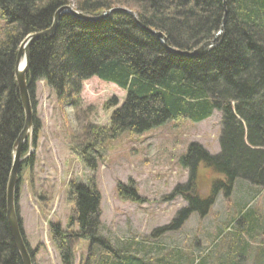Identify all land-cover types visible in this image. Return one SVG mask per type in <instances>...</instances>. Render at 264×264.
I'll list each match as a JSON object with an SVG mask.
<instances>
[{
	"label": "trees",
	"instance_id": "trees-1",
	"mask_svg": "<svg viewBox=\"0 0 264 264\" xmlns=\"http://www.w3.org/2000/svg\"><path fill=\"white\" fill-rule=\"evenodd\" d=\"M65 6L87 16L124 8L137 17L136 21L116 12L102 21L87 22L66 14L53 36L35 42L30 49L27 78L33 108L40 81L60 101L80 95L83 83L93 78L127 93L108 127L90 126L78 144L73 142L72 150L87 170H97L104 144L122 134L142 135L170 121L201 123L220 112L221 152L212 156L192 144L181 160L190 177L177 191L188 202L177 226L192 214L206 215L219 194H232L237 180L264 186V0H0L4 22L0 29V264H24L7 221L13 148L26 120L15 78L18 53L25 38L50 29L56 13ZM224 20L222 39L203 57L171 53L146 29L163 33L169 48L192 52L213 40ZM34 125L39 131L35 119ZM32 161L25 163L31 165ZM201 165L222 178L210 184L206 196L199 186V175L204 172ZM133 185V181L131 187L119 183V195L143 201ZM124 188L130 193H124ZM68 193L74 204L68 230L50 223L62 264H75L74 249L81 241L90 242V255L95 248L104 253L92 258V264H167L164 259L153 263L155 259L148 262V258L117 251L102 236V196L95 181L71 182ZM248 214L245 218L251 223L246 231L251 234L254 219L247 218ZM19 223L22 229L21 220ZM74 226L77 230L70 231ZM25 243L33 258L37 250ZM237 258L231 252L220 263L237 264ZM171 262L177 264L175 258ZM217 262L215 256L208 263ZM257 264H264V254Z\"/></svg>",
	"mask_w": 264,
	"mask_h": 264
},
{
	"label": "rangeland",
	"instance_id": "rangeland-1",
	"mask_svg": "<svg viewBox=\"0 0 264 264\" xmlns=\"http://www.w3.org/2000/svg\"><path fill=\"white\" fill-rule=\"evenodd\" d=\"M3 24L0 15V29ZM126 95L116 85L93 78L83 83L80 95L60 101L44 81L36 84L33 111L39 131L33 122L32 143L27 142L23 151L27 159L22 162L16 193L24 237L31 249H37L33 264H62L50 223L68 230L74 208L68 200L69 184L92 181L102 196L101 234L115 250L148 258V262L155 259L153 263L164 259L167 264H173L172 258L177 264H210L215 256L219 261L215 264H222L221 258L234 252L237 264H257L264 254V186L237 180L232 194H219L206 215L192 214L180 227L176 224L188 207L186 196L177 193L190 177L181 160L192 144L212 156L221 152L220 112L201 123L170 121L142 135L122 134L104 144L96 171L85 168L72 150L73 142L78 144L90 126L108 127ZM113 102L118 106H112ZM32 158L31 165L25 163ZM201 169L199 186L206 196L210 184L222 178L204 166ZM132 181L143 201L119 195L118 184L131 187ZM247 214L254 219L251 234L246 231L251 223ZM89 246L90 242L81 241L75 247V264H92V258L104 254L95 248L90 255Z\"/></svg>",
	"mask_w": 264,
	"mask_h": 264
},
{
	"label": "water",
	"instance_id": "water-1",
	"mask_svg": "<svg viewBox=\"0 0 264 264\" xmlns=\"http://www.w3.org/2000/svg\"><path fill=\"white\" fill-rule=\"evenodd\" d=\"M116 12H124L130 16H132L136 21L137 17L136 14L133 11H130L128 9L124 8H115L109 11L103 12L100 16H87L85 14L77 13L76 10H74L71 6H65L61 8L54 17L53 26L43 32L31 34L28 35L25 40L22 42L17 62H16V69H15V78L20 90L21 99L23 103V107L25 110V126L21 134L19 135L14 148H13V164L11 168V173L7 185V208H8V223L10 226V230L12 232L14 241L16 243L17 249L23 259L24 264H33L31 255L27 249L22 231L21 226L19 223V214L16 207V193H17V186L19 183V174L20 169L22 166V162L27 159L26 157H23V151L25 148V145L27 142L32 143V134L31 131L33 130V122H34V111L33 106L31 103V98L29 95L28 90V78L27 74L29 72L30 68V49L32 45L49 36H53L56 32L59 20L63 15L70 14L74 17L79 18L83 21H102L104 19L109 18V16ZM224 25L225 20L223 23V26L221 27L220 31L216 34L215 38L211 41H208L204 43L200 48L192 51V52H180L173 48H169L167 45V38L163 33L156 32L153 30H150L146 28L148 31H150L153 35H155L161 43L164 45V47L171 53L174 54H181L186 55L190 57H203L205 54H207L209 51H211L213 48L217 46V44L220 42V40L223 37V31H224ZM31 147V146H30ZM28 155H31V150L28 153Z\"/></svg>",
	"mask_w": 264,
	"mask_h": 264
},
{
	"label": "bare ground",
	"instance_id": "bare-ground-1",
	"mask_svg": "<svg viewBox=\"0 0 264 264\" xmlns=\"http://www.w3.org/2000/svg\"><path fill=\"white\" fill-rule=\"evenodd\" d=\"M72 7V6H71ZM73 8V7H72ZM74 9V8H73ZM75 10V9H74ZM77 13H80V12H78V11H76ZM80 14H84V13H80ZM67 15H70V14H67ZM92 17V16H91ZM75 18H77V17H75ZM77 19H79V18H77ZM80 20V19H79ZM83 21V20H82ZM87 22H91V21H87ZM93 22V21H92ZM21 170V169H20Z\"/></svg>",
	"mask_w": 264,
	"mask_h": 264
}]
</instances>
